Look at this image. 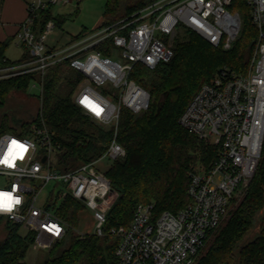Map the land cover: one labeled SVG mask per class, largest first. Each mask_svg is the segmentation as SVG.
I'll return each instance as SVG.
<instances>
[{
	"label": "built area",
	"instance_id": "1",
	"mask_svg": "<svg viewBox=\"0 0 264 264\" xmlns=\"http://www.w3.org/2000/svg\"><path fill=\"white\" fill-rule=\"evenodd\" d=\"M24 2L27 16L17 37L28 47L31 59L19 72L39 70L43 74L51 64L70 59L71 67L83 75L73 100L99 125L114 127L115 132L101 157L62 173L52 170L51 156L58 152V146L44 123L26 133L21 129L18 133H0V156L13 138L31 146L24 159L16 161L15 168L0 166V175L9 180L8 186L0 190L11 191L16 185L15 195L22 198L13 212L0 213V227L4 217L7 223L25 227L24 234L33 235L35 247H51L61 240L68 223L48 205V196L38 203L42 188L56 181L65 188L57 190L55 197L58 193L61 198L71 196L92 211L94 234L104 236L110 232L117 238L116 264H196L211 234L230 215L234 199L243 198L263 157L264 0H246L258 29L247 73L223 67L200 86L179 117L184 128L219 147L210 167L197 162L190 171L189 204L177 212L156 213L154 202H140L129 225L110 228L108 213L116 194L111 180L96 163L126 155L116 139L120 107L140 113L151 102L150 91L130 77L131 70L137 63L153 69L169 61L173 56L170 41L179 26L192 29L214 46L228 49L240 31L241 16L229 9L233 0H155L128 17L57 48L46 42V33L55 23L49 19L42 30L38 19L41 11L61 0ZM101 46H106L108 53ZM34 85L42 92L41 83ZM85 95L103 108L99 117L78 102Z\"/></svg>",
	"mask_w": 264,
	"mask_h": 264
},
{
	"label": "trees",
	"instance_id": "2",
	"mask_svg": "<svg viewBox=\"0 0 264 264\" xmlns=\"http://www.w3.org/2000/svg\"><path fill=\"white\" fill-rule=\"evenodd\" d=\"M154 0H105L103 20L93 29L83 28L70 41L83 37L105 25L130 16ZM53 5L40 12L44 26L53 18L56 26L67 20L54 15ZM231 11L239 12L242 23L232 48L214 46L201 35L186 28L182 38L173 44V56L151 69L137 63L130 73L138 84L151 93L149 107L134 113L120 107L116 139L126 149V155L110 162L105 170L111 180L116 199L108 213L107 227L129 225L135 207L140 202H154L155 212H177L189 204L190 171L197 162L210 167L218 155V145L199 139L179 123L200 86L210 81L227 66L238 74L247 73L256 45L258 29L253 24L246 0H233ZM15 36L0 40V67L30 60L23 44L22 57L11 60L6 50ZM108 53L106 46H101ZM83 75L70 65V59L51 64L42 74L39 70L0 77V109L14 91H27L38 81L43 89L36 115L20 126L8 114L0 121V133L12 130L26 133L43 123L53 133L58 146L59 166L66 169L83 162L97 160L114 137V127L104 128L75 103L73 94ZM58 218L68 223L66 235L50 249L43 264H116L117 238L110 232L77 234L83 202L66 196L57 206ZM10 229L0 239V264H29L26 254L33 242L31 233L22 234L21 227L8 222ZM259 224L258 231L247 237ZM196 264H264V151L259 167L243 198L216 233L213 243Z\"/></svg>",
	"mask_w": 264,
	"mask_h": 264
},
{
	"label": "rangeland",
	"instance_id": "3",
	"mask_svg": "<svg viewBox=\"0 0 264 264\" xmlns=\"http://www.w3.org/2000/svg\"><path fill=\"white\" fill-rule=\"evenodd\" d=\"M155 1V0H154ZM3 0H0V10L2 6ZM13 11L19 10L18 4L13 3ZM105 0H61V2L57 3L53 7V14L54 15H64L67 17V20L63 23L62 26H55L50 31H47V39L46 42L49 45H57V48H60L62 46H65L73 35L79 33V31L86 27L88 29H93L97 27L100 22L103 20V10H104ZM14 17H9V20H13ZM40 19V15H39ZM53 22L55 23V20L51 18ZM48 21V20H47ZM56 25V24H55ZM38 27H40L42 30L45 28V25L43 26L41 22H38ZM185 29L181 26L178 27L177 32L175 35L171 38V44L173 47L174 41L176 38H182L184 36ZM239 34V33H238ZM237 37V36H236ZM16 41L13 39L11 44L9 45L6 53L7 56L10 59L16 60L22 57L24 46L23 43H17V37ZM235 39L232 41L231 47L233 46ZM256 47V45H255ZM228 48V49H230ZM255 50V48H254ZM254 52V51H253ZM30 60L24 61L20 64L13 65V66H7V67H0V75L9 76V75H15L22 72H19L22 65L27 63ZM249 69V67H248ZM247 69V70H248ZM14 71H16L14 73ZM35 82V81H34ZM32 82L30 87L27 91H14L10 94V97L6 100V103L3 108L0 109V121L3 118V115L8 114L7 117L11 119V121L20 126L22 122L24 121H30L32 118L36 115L38 112V109L41 104L40 99V86L34 85L37 84ZM20 130L21 128L18 127ZM9 132H14L12 130H8ZM17 133V132H16ZM113 160H109L107 158H104L103 160H100L96 163V167L105 172L107 168L110 166V162ZM51 164H52V170H57L59 173H62L64 171L63 168H60L59 166V154L58 152L54 153L51 156ZM26 183H30L29 179L25 180ZM9 183V180L6 176L0 175V187H7ZM34 185H36L35 182H33ZM64 185L57 184L56 181H51L48 183L44 188H42L41 193L39 195V201L45 199L48 196L47 203L50 204L53 209L55 208L54 205H59L62 201L61 193H58L55 197L56 191L60 190V192L64 189ZM116 194V193H115ZM237 196L233 203L230 210V213L232 210L236 208V206L239 204L241 198H238ZM55 210V209H54ZM79 220L78 224L73 227L74 232H81V233H93L94 226H95V220L93 218V213L89 209H81L79 211ZM229 218V215L225 218V220L222 222L220 227H218L209 237L207 240L206 246L200 253L199 257L204 255L208 249V247L213 243L216 233L218 232L219 228H221L223 225L226 224L227 219ZM259 228V224H257L251 233L247 237H251L253 233L257 232ZM10 229L9 223L6 222V218L4 217L1 223L0 227V239H3L8 231ZM20 232L24 234L26 232V228L22 227L20 229ZM56 243V242H55ZM53 243L51 247L55 244ZM51 247L43 248V247H35L31 244L29 247L27 254H26V261L29 264H43V262L48 258L50 251L49 249Z\"/></svg>",
	"mask_w": 264,
	"mask_h": 264
},
{
	"label": "clouds",
	"instance_id": "4",
	"mask_svg": "<svg viewBox=\"0 0 264 264\" xmlns=\"http://www.w3.org/2000/svg\"><path fill=\"white\" fill-rule=\"evenodd\" d=\"M82 106L90 109L97 117L103 113V108L90 99L87 95L83 96L78 101ZM30 145L25 142H21L15 138L11 139L7 145L3 155L0 156V166L6 169H13L16 166L17 160H23L25 155L29 152ZM18 187L13 186L11 191L0 190V213H11L15 207L22 203V198L15 195ZM57 230V234H58Z\"/></svg>",
	"mask_w": 264,
	"mask_h": 264
},
{
	"label": "crops",
	"instance_id": "5",
	"mask_svg": "<svg viewBox=\"0 0 264 264\" xmlns=\"http://www.w3.org/2000/svg\"><path fill=\"white\" fill-rule=\"evenodd\" d=\"M13 3L18 4L19 10L18 11L15 10L12 13L11 10H13V5H12ZM26 16H27V12H26V5H25L24 0H3L1 10H0V23H1V25H0V40H4L10 36L17 37V32L19 30V26L25 20ZM9 17H14V18H13V20H9ZM83 28H86V27H83ZM86 29H88V28H86ZM81 30L79 31V33L81 32ZM79 33H77V34H79ZM77 34H75V35H77ZM75 35H73L72 38ZM15 37H14V40L16 41ZM17 43H21V41L19 40L18 37H17ZM49 46L57 47V45H55V44L49 45ZM6 56H7V53H6ZM7 58H9V57L7 56ZM11 60H13V59H11ZM34 83H36V82H34ZM37 83H39V82H37Z\"/></svg>",
	"mask_w": 264,
	"mask_h": 264
},
{
	"label": "water",
	"instance_id": "6",
	"mask_svg": "<svg viewBox=\"0 0 264 264\" xmlns=\"http://www.w3.org/2000/svg\"><path fill=\"white\" fill-rule=\"evenodd\" d=\"M45 159V158H44Z\"/></svg>",
	"mask_w": 264,
	"mask_h": 264
}]
</instances>
